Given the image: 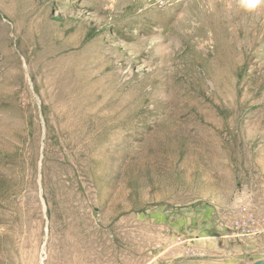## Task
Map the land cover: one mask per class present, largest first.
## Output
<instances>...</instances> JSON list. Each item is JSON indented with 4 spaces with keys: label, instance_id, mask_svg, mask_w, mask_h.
<instances>
[{
    "label": "rangeland",
    "instance_id": "374dc122",
    "mask_svg": "<svg viewBox=\"0 0 264 264\" xmlns=\"http://www.w3.org/2000/svg\"><path fill=\"white\" fill-rule=\"evenodd\" d=\"M242 1L0 0V264H158L242 206L264 226V0ZM52 32L75 74L35 82ZM235 241L264 260V233Z\"/></svg>",
    "mask_w": 264,
    "mask_h": 264
},
{
    "label": "crops",
    "instance_id": "0c3cea01",
    "mask_svg": "<svg viewBox=\"0 0 264 264\" xmlns=\"http://www.w3.org/2000/svg\"><path fill=\"white\" fill-rule=\"evenodd\" d=\"M229 226L221 221H196L180 226L171 238L178 237L184 242L158 264H246L245 245L243 241L229 240Z\"/></svg>",
    "mask_w": 264,
    "mask_h": 264
},
{
    "label": "bare ground",
    "instance_id": "6f19581e",
    "mask_svg": "<svg viewBox=\"0 0 264 264\" xmlns=\"http://www.w3.org/2000/svg\"><path fill=\"white\" fill-rule=\"evenodd\" d=\"M203 3H206V4H208L209 5V7L210 8H212L213 7V5H214V3L216 2V0H201ZM234 1V4H240V6L238 5V8H242V7H244V3H243V1L242 0H233ZM244 2H246L247 3V1L245 0ZM249 2H250V0H249ZM184 3V2H183ZM243 3V4H242ZM236 5V6H237ZM40 15L42 16V19H41V21H47V22H51L52 21V19H50L48 16H44L45 15V9H43V10H41V12H40ZM262 15L264 16V14L262 13ZM226 16V15H225ZM224 16V17H225ZM259 16V15H258ZM257 16V17H258ZM260 16H261V14H260ZM44 17V18H43ZM238 17H240L239 15H238V13H236L235 14V16H226L225 18H231V20H234V19H237ZM240 19H241V17H240ZM258 19V18H257ZM227 22H230L229 20L227 21ZM249 22V21H248ZM79 24V22L77 23V25ZM237 24V23H236ZM235 24V25H236ZM249 24H250V22H249ZM252 25V24H251ZM239 26H241V25H239ZM261 26H263L264 27V22L262 23V25ZM77 26H75L74 27V29L76 28ZM243 28L244 29H246V24H245V22H244V24H243ZM258 28V27H257ZM242 29V28H241ZM232 31L231 32H234L233 34H235V32H237V28L236 27H234L233 29H231ZM251 30V29H250ZM254 30H256V28L254 29ZM253 30V28H252V32L254 31ZM263 31V30H262ZM54 32V31H53ZM53 32H52V34H53ZM250 32V31H249ZM248 32V33H249ZM251 33V32H250ZM254 33V32H253ZM259 33V32H258ZM237 34V33H236ZM241 34V33H240ZM250 35V34H249ZM255 35V34H254ZM247 36V35H246ZM244 37L243 38V42H238V45L239 46H242L243 47V49L244 48H250V46L251 45H253L251 42H250V40L247 38V37ZM239 37V36H238ZM252 40V39H251ZM35 39H34V37L32 38V39H30L29 41H28V44H27V46H30V45H33V44H35ZM51 42H55V43H53V44H50V45H48V46H46V47H43V54H40V57H38L36 60V62H34L33 63V65H32V63H30L29 65H28V62L26 61V59H25V68H26V71H27V75H28V78H33L34 79V81L35 82H37V81H40V79H39V77H43V76H47V77H52L51 78V81L52 80H55V81H57L58 80V82L59 81H61V82H63L62 80H64L65 78H67V76L69 75V74H71V73H73L74 71L73 70H69L68 71V73H63V72H61V70H60V67L58 66V64H59V62L61 61V58H60V50H62L63 48H67V44L65 45V42H63V39H59V41H58V36H57V34L55 33V34H53L52 35V40H51ZM50 42V43H51ZM253 42H255V41H253ZM58 43L59 44H61L62 45V47H58ZM156 46L157 45H154L153 46V48H156ZM42 48V47H41ZM35 49L36 48H32L30 51L31 52H34L35 51ZM241 50V49H240ZM247 53V52H246ZM48 57H50L51 59H52V61H51V63L50 64H48V65H46V66H42V61H43V59L44 58H48ZM66 63V62H65ZM66 65H67V63H66ZM62 66V65H61ZM77 67V66H76ZM48 69H50V71H48ZM77 72H81V68H78L77 67ZM76 72V73H77ZM73 74H75V72L73 73ZM89 75H93V73H90ZM55 79H54V78ZM264 77V76H263ZM73 78V77H72ZM97 79V78H96ZM66 80V79H65ZM65 80H64V82H65ZM93 80L94 79H91V81L90 82H93ZM98 80V79H97ZM83 82V81H82ZM89 82V83H90ZM95 83V82H94ZM70 84V83H69ZM93 84V83H92ZM98 86V85H97ZM90 87V86H89ZM85 88H87V87H85ZM76 90V89H75ZM79 92H81V91H79ZM85 92H86V90H85ZM89 92V91H88ZM82 94V93H81ZM85 94V93H84ZM84 97V96H83ZM78 98H79V96H78ZM89 98V97H88ZM77 99V98H76ZM84 99V98H83ZM89 100V99H88ZM87 100V101H88ZM86 101V100H85ZM83 102V101H82ZM76 106V105H75ZM77 108V107H76ZM218 111V110H217ZM92 118V117H91ZM93 119V118H92ZM98 120V119H97ZM74 129V128H73ZM258 173V172H257Z\"/></svg>",
    "mask_w": 264,
    "mask_h": 264
},
{
    "label": "built area",
    "instance_id": "2783aa9c",
    "mask_svg": "<svg viewBox=\"0 0 264 264\" xmlns=\"http://www.w3.org/2000/svg\"><path fill=\"white\" fill-rule=\"evenodd\" d=\"M229 227L227 237L233 240L256 238L264 233L262 221L247 206L237 210ZM183 242L177 239L176 245Z\"/></svg>",
    "mask_w": 264,
    "mask_h": 264
},
{
    "label": "water",
    "instance_id": "95a60500",
    "mask_svg": "<svg viewBox=\"0 0 264 264\" xmlns=\"http://www.w3.org/2000/svg\"><path fill=\"white\" fill-rule=\"evenodd\" d=\"M255 264H264V260L263 261H260L258 263H255Z\"/></svg>",
    "mask_w": 264,
    "mask_h": 264
}]
</instances>
